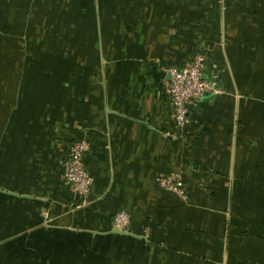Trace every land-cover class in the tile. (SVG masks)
Returning <instances> with one entry per match:
<instances>
[{
    "label": "crops",
    "instance_id": "crops-1",
    "mask_svg": "<svg viewBox=\"0 0 264 264\" xmlns=\"http://www.w3.org/2000/svg\"><path fill=\"white\" fill-rule=\"evenodd\" d=\"M198 53L211 89L173 138L167 70ZM0 264H264V0H0Z\"/></svg>",
    "mask_w": 264,
    "mask_h": 264
},
{
    "label": "built area",
    "instance_id": "built-area-1",
    "mask_svg": "<svg viewBox=\"0 0 264 264\" xmlns=\"http://www.w3.org/2000/svg\"><path fill=\"white\" fill-rule=\"evenodd\" d=\"M206 58L197 54L182 67H172L167 70L166 90L171 104V117L177 134H170L173 138L181 137L187 131L191 117L190 112L211 89L203 76ZM89 151V144L80 140L70 144L63 161V171L60 183L71 193L75 207H84L90 201L93 189V177L85 164V155ZM157 185L177 196H186V189L180 174L160 175L156 178ZM129 215L119 211L112 217V225L126 233L129 225Z\"/></svg>",
    "mask_w": 264,
    "mask_h": 264
},
{
    "label": "rangeland",
    "instance_id": "rangeland-1",
    "mask_svg": "<svg viewBox=\"0 0 264 264\" xmlns=\"http://www.w3.org/2000/svg\"><path fill=\"white\" fill-rule=\"evenodd\" d=\"M79 141V140H78ZM89 149H90V146H89ZM67 150H68V148H67ZM67 150H66V152H67ZM65 156H66V153H65ZM64 159H65V157H64ZM64 161V160H63ZM85 164H86V166L88 167V165H87V163L85 162ZM89 170V169H88ZM92 175V174H91ZM93 177V176H92ZM93 180H94V178H93ZM93 183H94V181H93ZM67 188V187H66Z\"/></svg>",
    "mask_w": 264,
    "mask_h": 264
},
{
    "label": "trees",
    "instance_id": "trees-1",
    "mask_svg": "<svg viewBox=\"0 0 264 264\" xmlns=\"http://www.w3.org/2000/svg\"><path fill=\"white\" fill-rule=\"evenodd\" d=\"M198 54H201V53H198ZM202 55H203V54H202ZM77 141H78V140H77ZM77 141H74V142H77ZM79 141H80V140H79ZM74 142H72V143H74ZM72 143H71V144H72ZM69 146H70V145H69ZM69 146H68V147H69ZM112 217H113V216H112Z\"/></svg>",
    "mask_w": 264,
    "mask_h": 264
}]
</instances>
